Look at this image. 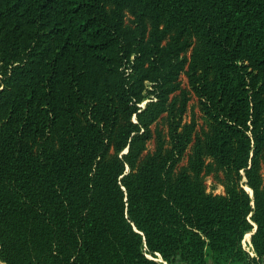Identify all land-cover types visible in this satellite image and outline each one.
Returning a JSON list of instances; mask_svg holds the SVG:
<instances>
[{"label": "trees", "instance_id": "trees-1", "mask_svg": "<svg viewBox=\"0 0 264 264\" xmlns=\"http://www.w3.org/2000/svg\"><path fill=\"white\" fill-rule=\"evenodd\" d=\"M158 257L264 258V0H0V264Z\"/></svg>", "mask_w": 264, "mask_h": 264}, {"label": "rangeland", "instance_id": "rangeland-1", "mask_svg": "<svg viewBox=\"0 0 264 264\" xmlns=\"http://www.w3.org/2000/svg\"><path fill=\"white\" fill-rule=\"evenodd\" d=\"M181 80H182V85L186 87L187 86L186 78L184 76H181ZM191 112H193L195 115V118L197 121V129H199V127L203 124V118H202L201 113L199 112V109L197 107V101H196L194 96L189 101L188 111L186 112V116H185L186 120H189ZM148 148H149V150L153 149V143L152 142H150L148 144ZM206 185H207V189L209 191L213 190V192H215V193H221L223 191V188L220 185L215 184V182L213 181V178L211 176L206 178ZM243 244L245 246H248V242L244 241Z\"/></svg>", "mask_w": 264, "mask_h": 264}, {"label": "crops", "instance_id": "crops-1", "mask_svg": "<svg viewBox=\"0 0 264 264\" xmlns=\"http://www.w3.org/2000/svg\"><path fill=\"white\" fill-rule=\"evenodd\" d=\"M249 234H250V232H249ZM244 239V238H243ZM154 261L157 263V264H167L166 262H164V261H162V259L160 258H156V259H154ZM264 262V258H263V260H262V262L260 263V264H262Z\"/></svg>", "mask_w": 264, "mask_h": 264}, {"label": "built area", "instance_id": "built-area-1", "mask_svg": "<svg viewBox=\"0 0 264 264\" xmlns=\"http://www.w3.org/2000/svg\"><path fill=\"white\" fill-rule=\"evenodd\" d=\"M245 246V245H244ZM246 247V249L247 250H249L250 251V254L251 255H254V253H253V251H252V248H251V245H250V242L248 241V246H245ZM150 257V256H149ZM150 258H152V257H150ZM159 258V257H158ZM157 258V259H158ZM154 259H156V258H154ZM160 259V258H159ZM262 264H264V262L262 263Z\"/></svg>", "mask_w": 264, "mask_h": 264}, {"label": "bare ground", "instance_id": "bare-ground-1", "mask_svg": "<svg viewBox=\"0 0 264 264\" xmlns=\"http://www.w3.org/2000/svg\"><path fill=\"white\" fill-rule=\"evenodd\" d=\"M248 191V190H247ZM249 238H250V234H248L247 236H246V238H245V242H248L249 241Z\"/></svg>", "mask_w": 264, "mask_h": 264}, {"label": "water", "instance_id": "water-1", "mask_svg": "<svg viewBox=\"0 0 264 264\" xmlns=\"http://www.w3.org/2000/svg\"><path fill=\"white\" fill-rule=\"evenodd\" d=\"M125 151H126V149H125ZM245 189H246V188H245ZM246 190H247V189H246ZM250 194H252V192H250ZM251 233H252V232H251ZM251 233H250V234H251Z\"/></svg>", "mask_w": 264, "mask_h": 264}]
</instances>
